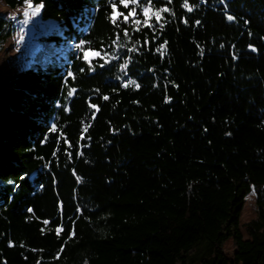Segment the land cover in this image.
<instances>
[{
    "label": "trees",
    "instance_id": "trees-1",
    "mask_svg": "<svg viewBox=\"0 0 264 264\" xmlns=\"http://www.w3.org/2000/svg\"><path fill=\"white\" fill-rule=\"evenodd\" d=\"M27 1L57 27L0 82V264H264V0Z\"/></svg>",
    "mask_w": 264,
    "mask_h": 264
},
{
    "label": "rangeland",
    "instance_id": "rangeland-1",
    "mask_svg": "<svg viewBox=\"0 0 264 264\" xmlns=\"http://www.w3.org/2000/svg\"><path fill=\"white\" fill-rule=\"evenodd\" d=\"M38 6L40 5L26 0L23 5L12 8L0 0V16L10 21L12 26L11 35L0 50V82L9 74L18 72L31 63L32 56L39 47L38 36L51 33L56 29L57 24L53 19L40 18V7L35 15L32 14ZM255 218V193L252 191L246 197L240 222L245 225ZM234 248V242L229 238L224 245V250L231 254Z\"/></svg>",
    "mask_w": 264,
    "mask_h": 264
},
{
    "label": "snow or ice",
    "instance_id": "snow-or-ice-1",
    "mask_svg": "<svg viewBox=\"0 0 264 264\" xmlns=\"http://www.w3.org/2000/svg\"><path fill=\"white\" fill-rule=\"evenodd\" d=\"M121 2L124 3L125 7H128V4L125 3V0H121ZM148 2H150V0H148ZM132 3H136V0H132ZM29 7H31V5H29ZM39 7H42V5L38 6L37 9L33 11V13H32L33 15L36 14V11L39 10ZM185 7H188L187 3H185ZM143 11H144L145 14H147L149 9L148 8H144ZM160 11H165L166 12V11H168V9L165 8V9H161ZM189 11H191V8H189ZM134 13H135V9H132V11L129 13V15H133ZM25 14L27 15V13H25ZM153 14L157 17V20H159L161 18L159 12H155ZM127 19H128V17L125 16L124 20L127 21ZM228 19L232 20L233 17L229 16ZM113 23H116L115 19H113ZM136 23H139V21H136ZM145 24H147V20H145ZM127 35H128L127 32H125V36H127ZM77 47H80V45H77ZM69 75H71V73H69ZM130 83H132V82L130 81ZM125 86H127V85H125ZM137 87H138V85H137ZM105 99H107V97H105ZM85 131H86V129H85ZM29 211H31V209H29ZM45 223H47V221H45ZM57 231L59 233V230H57Z\"/></svg>",
    "mask_w": 264,
    "mask_h": 264
}]
</instances>
